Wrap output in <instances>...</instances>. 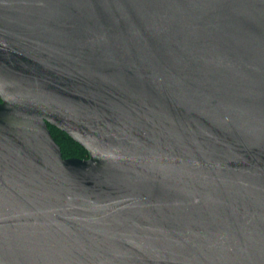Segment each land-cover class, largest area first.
I'll use <instances>...</instances> for the list:
<instances>
[{"label": "water", "instance_id": "water-1", "mask_svg": "<svg viewBox=\"0 0 264 264\" xmlns=\"http://www.w3.org/2000/svg\"><path fill=\"white\" fill-rule=\"evenodd\" d=\"M0 264H264V0H0Z\"/></svg>", "mask_w": 264, "mask_h": 264}, {"label": "trees", "instance_id": "trees-1", "mask_svg": "<svg viewBox=\"0 0 264 264\" xmlns=\"http://www.w3.org/2000/svg\"><path fill=\"white\" fill-rule=\"evenodd\" d=\"M49 129L54 140L60 146L65 159L77 158L83 160L89 158L87 151L78 143L74 142L66 133L52 126H49Z\"/></svg>", "mask_w": 264, "mask_h": 264}]
</instances>
